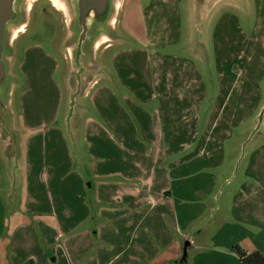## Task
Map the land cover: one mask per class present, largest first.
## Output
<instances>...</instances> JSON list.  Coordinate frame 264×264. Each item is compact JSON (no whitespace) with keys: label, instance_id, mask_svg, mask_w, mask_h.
<instances>
[{"label":"rangeland","instance_id":"rangeland-1","mask_svg":"<svg viewBox=\"0 0 264 264\" xmlns=\"http://www.w3.org/2000/svg\"><path fill=\"white\" fill-rule=\"evenodd\" d=\"M114 2L117 12L113 15L115 21L112 25L116 39L108 38L107 35L99 38V46L95 51L97 69L91 83H85V93L97 81L98 84L113 85L114 96L110 103H118L120 109L117 111L115 107L111 111L116 120H120V113H124V127H109L105 116L91 106L90 97L82 98L84 109H79V98L70 103L71 89L67 86L65 76L68 77L73 68L69 64V57L66 55L62 62L54 49L59 21L57 14L46 2H40L33 10L31 24L18 40L20 51L29 46L20 55V67L25 73L22 77L24 84L22 87L19 84L11 86L8 104L15 127L21 129L22 126H29L25 135L28 145L24 151L28 150L29 160L34 167H30L25 177L20 169L13 175L10 173L9 159L0 151V198L6 214L2 229L5 234L15 222H31L36 233V244L48 255L49 262L54 256L51 243L54 233L49 228L45 234L46 239L43 238L38 223L30 221V217L22 212L21 205L26 199L25 186L36 183L39 193L34 197L43 200L46 203L43 208L49 212L59 209L62 197L70 199L71 208L79 194L89 210V218L81 227H93L95 230L98 217L92 184L97 179L91 175V168L95 163L105 168L136 165L135 160L142 148L150 147V143L143 139V131L145 134L152 124L157 102H137L132 106L124 100L123 95L128 91L116 81V67L112 65L110 57L112 53L120 52L121 49L135 53L128 48H138V44H145L156 79L157 75L166 76L163 89L168 94L163 96L171 100L160 111L161 134L164 139L160 145L164 150L159 146L162 149L159 151H163L166 156L162 165L172 170L171 183L221 184L224 176L235 167L234 159L240 157L241 163H237V166H243L251 141L264 133V124L259 125L260 120L264 119V109H258L262 103L264 106V0H210L204 3L207 15L203 20L202 16L198 19L192 13L191 0H177V6L174 4L166 12L168 24L164 19L158 21V17L154 18L152 13L141 8L147 3L146 0H142L141 4L139 0ZM152 20H157V25L151 24ZM157 55L163 57L161 61L157 60ZM135 57L123 62L129 70L137 71L143 63L141 56L134 60ZM184 87L187 91H193V94L199 91L201 94H192L193 100L189 96L190 100L186 101L182 93ZM204 96L211 98L204 101ZM177 97L178 101L175 100ZM221 104L226 105L219 113L218 107ZM89 116L101 122L113 137V142L104 139L87 140L84 137L83 125ZM209 122L213 123L212 127H216V130L207 146L212 153L211 157L206 158L202 147H206L204 140L210 138L207 135H211L207 125ZM117 133L122 135L124 143ZM123 145L126 148L125 154L121 150ZM43 151L46 168L40 169ZM222 156V162L218 165ZM209 161L211 165L208 168ZM234 172L232 182L236 181L237 174L234 176ZM78 181L83 184L84 191L77 184ZM14 183L16 190H13L14 196L9 199L10 184ZM220 188L221 185L215 187L216 197ZM47 220L51 222L50 218ZM19 235L16 239L17 255L18 258H25L29 241L26 244L25 229L22 227ZM93 239L94 245L99 243L98 239ZM33 252L38 256L36 247ZM183 253L184 249L181 250L179 260H182ZM38 262L40 264V260Z\"/></svg>","mask_w":264,"mask_h":264},{"label":"crops","instance_id":"crops-1","mask_svg":"<svg viewBox=\"0 0 264 264\" xmlns=\"http://www.w3.org/2000/svg\"><path fill=\"white\" fill-rule=\"evenodd\" d=\"M171 8L172 2L166 4V8L163 6L161 12H149L154 15V18L158 17V21L164 19V22L168 24L166 12L162 10L168 11ZM158 21L152 20L151 24L157 25ZM158 45H160L159 42ZM137 47L128 48L135 53H127L121 49L120 52L112 53L110 57L112 65L116 67L117 73H114L116 81L128 91L123 95L125 101H129L132 106H135L137 102H157L152 124L145 134L143 131V139L150 143V147L142 148L135 160L136 165L125 168H108L107 166L105 168L95 163L91 168V175L97 179L92 184L96 194L94 203L98 217V223L94 225L95 230L93 227H81L89 218V210L79 194L71 208L69 207L70 199L62 197L59 200V209L49 212L43 208L46 203L34 197L36 193H39L36 183H30L24 188L26 199L21 205L22 212L30 217V221L35 220L38 223L43 238L46 239L47 229L53 230L51 243L54 260L50 259V262L52 264L57 262L59 264H183L186 262L187 264H242L234 248L235 245H239L247 252L257 250L264 254V133L251 141L243 166L240 168H238L239 165L237 166V163H241L240 157L234 159L235 167L233 166L224 176L221 184L197 185L193 182H184L177 185L176 182L171 183L172 170L162 165L166 156L162 153L163 151L160 152L164 150L160 145V142L164 141L161 134L160 111L171 100L168 96L166 99L163 96L168 94L163 89L166 76L157 75L156 79L147 47L145 44H138ZM132 56H136L134 60L138 56L142 57L143 63L137 71L129 70L123 64ZM162 58L161 55H157L158 61ZM113 88V85L98 84L97 81V84L95 83L83 97H90L91 106L105 116V122L109 127H124V113H120L122 118L116 120L115 114L111 111H114L115 107L117 111L120 109L118 103H110L111 97L114 96ZM182 93L186 101L190 100L189 96L192 99L193 91H187L184 87ZM200 94L199 91V93L194 92L193 95ZM206 98L211 97L204 96V101ZM175 100L178 101V97ZM224 105L221 104L218 107L219 113ZM262 105L263 103L258 109L262 108ZM84 106L82 105L81 109H84ZM263 124L264 119H261L259 125ZM207 125L210 127L211 135H207L210 138L204 140L207 145L202 149L207 157L203 156L209 158L212 153L207 146L211 142V136L215 133L216 127H212L211 122ZM25 126L20 129L19 157L8 158L3 154L10 161V173L14 175L20 169L24 177L30 172V167L32 169L34 167L29 160L28 150L24 151L28 145V139L25 138L26 128L29 127ZM83 126L84 137L87 140L88 138L94 141L104 139L107 142L109 140L113 142V137L97 118L87 117ZM117 134L124 143L122 135ZM216 143L218 144V141ZM159 146L162 149H159ZM125 149L123 145L122 154L126 153ZM1 150L4 153L0 140ZM44 156L43 151L40 169L46 168ZM222 158L223 156L218 165L221 164ZM1 160L0 157V162ZM210 165L209 161L208 168ZM233 172L234 176L237 174L234 182L231 181ZM15 184H10L9 199L14 196ZM77 184L84 191L83 184L80 181ZM219 185L221 188L216 197L214 191ZM5 215V206L0 198V264H39V260L40 264H51L48 255L44 254L36 244V233L30 225L31 222H15L3 234ZM48 218L51 222H48ZM21 227L25 229L26 244L29 241L25 258H18L16 251V239ZM93 238L98 239L99 243L94 245ZM34 247L37 249L38 256L33 252ZM184 248L186 259L179 260L181 250Z\"/></svg>","mask_w":264,"mask_h":264},{"label":"water","instance_id":"water-1","mask_svg":"<svg viewBox=\"0 0 264 264\" xmlns=\"http://www.w3.org/2000/svg\"><path fill=\"white\" fill-rule=\"evenodd\" d=\"M208 1L210 0H191L190 9L197 18L202 16L203 20L207 15L204 3ZM31 2L32 0H0V140L3 152L8 158L19 157L21 140V130L15 127L8 104L11 86L19 84L18 78L10 70L11 43L17 30L21 29L26 21ZM55 2L65 19L67 31L63 42L65 54L73 68L70 75L65 76L67 86L71 89L70 103L79 98L78 106L81 109V100L86 91L85 83H91L97 69L95 51L99 46L98 40L104 35L115 38L112 24L115 21L113 15L117 12V5L114 0H55ZM87 185L90 187L89 182ZM185 255L184 248L182 259ZM51 260L53 261L54 257H51Z\"/></svg>","mask_w":264,"mask_h":264},{"label":"flooded vegetation","instance_id":"flooded-vegetation-1","mask_svg":"<svg viewBox=\"0 0 264 264\" xmlns=\"http://www.w3.org/2000/svg\"><path fill=\"white\" fill-rule=\"evenodd\" d=\"M42 1L46 2V4L57 14V18H58V21H59V27H58V34L55 37L54 49H55L56 53H58V55L60 56L62 62L66 58L65 46H64V42H63L65 31H66L65 30V19H64L63 15H62L61 11L52 2V0H32V2L30 3V6L28 7L26 21H25L23 27L21 29L17 30V32H16V34H15L13 40H12V43H11L10 68H12V71H11L12 74L15 77L18 78L19 86H21V87L24 84V81H23L22 77H24L25 73L21 70V67H20V64L22 62L21 58H20V55H22L23 52L25 53V51L28 50L29 46H27L26 48L25 47L21 48V51H20V48H19V45H18V40H19L20 36L27 31V29H28V27H29V25L31 24V21H32L33 10ZM141 1L142 0H139V4H141ZM146 2L147 3L145 5H143L144 7L140 5L141 8H143V10L146 11V12H149V11H151V12L157 11V13L161 12V9L163 8V6H164V8H166V4H169L171 2H172V7L174 6V4H175V6H177V0H146ZM162 11L163 12H167L166 9H163ZM37 46H40V45H37ZM43 49H44V47H43ZM18 60H19V63H18Z\"/></svg>","mask_w":264,"mask_h":264},{"label":"trees","instance_id":"trees-1","mask_svg":"<svg viewBox=\"0 0 264 264\" xmlns=\"http://www.w3.org/2000/svg\"><path fill=\"white\" fill-rule=\"evenodd\" d=\"M234 248L242 264H264L263 253L257 250L247 252L239 245H235Z\"/></svg>","mask_w":264,"mask_h":264},{"label":"bare ground","instance_id":"bare-ground-1","mask_svg":"<svg viewBox=\"0 0 264 264\" xmlns=\"http://www.w3.org/2000/svg\"><path fill=\"white\" fill-rule=\"evenodd\" d=\"M53 3H54L55 5H57L56 2H55V0H53Z\"/></svg>","mask_w":264,"mask_h":264}]
</instances>
